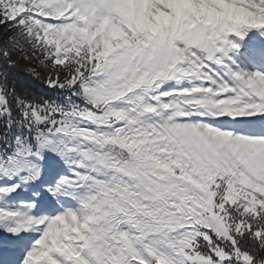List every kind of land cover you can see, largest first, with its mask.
Returning a JSON list of instances; mask_svg holds the SVG:
<instances>
[{
	"label": "snow or ice",
	"instance_id": "obj_1",
	"mask_svg": "<svg viewBox=\"0 0 264 264\" xmlns=\"http://www.w3.org/2000/svg\"><path fill=\"white\" fill-rule=\"evenodd\" d=\"M0 264H264V0H0Z\"/></svg>",
	"mask_w": 264,
	"mask_h": 264
}]
</instances>
